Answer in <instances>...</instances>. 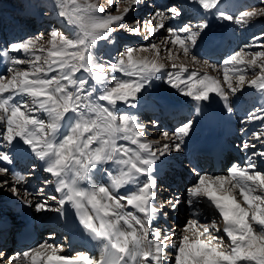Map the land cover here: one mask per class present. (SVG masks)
<instances>
[{
	"label": "snow or ice",
	"instance_id": "obj_1",
	"mask_svg": "<svg viewBox=\"0 0 264 264\" xmlns=\"http://www.w3.org/2000/svg\"><path fill=\"white\" fill-rule=\"evenodd\" d=\"M222 2L172 0L166 8H157L153 13L152 19L159 17L160 22L149 30V35L165 29L173 37L171 45H178L183 56L196 62V49L201 44L211 48L214 43L205 39L209 27L207 21L200 20L193 25L190 20L188 24L172 29L166 27L164 20L180 18L190 7H196L198 12L203 13L216 9V15L233 20L232 15L219 10L218 5ZM130 3L139 4L140 0H130ZM56 7L59 9L57 15L64 18L67 24L76 26L78 31L69 36L53 29L50 33L51 50L47 58H43L42 64L36 63L42 57L30 49L43 38V34L10 46L11 51H23L33 59L14 57L12 64L30 63L31 69H8L13 75L7 83L0 76V121L4 122V127L0 128V145H3L0 146V175L11 174L17 183L22 181L23 178L11 173L8 167L14 163V156L43 162L42 170L55 178L46 179L45 183L55 184V191L61 194L58 198L59 207L55 210L66 216L69 207L74 209L83 233L98 244L100 254L98 257L89 254L75 257L59 255L58 251L62 252L63 246L45 242L36 249L11 257L0 250V257L3 258L0 264H20V260L27 261L29 258L30 264H39L40 261L44 264H166L169 248L175 251V257L168 264H264V170L252 161V156L257 155L255 152L247 157L243 166L229 169L228 176L212 177L194 169L196 181L188 191V203L194 205L199 202V198H206L222 218L223 228L219 227L217 217L201 220L204 213H199L181 229V233L190 235L178 234L177 240H173L171 235L157 230L152 234L154 238L149 239L145 220L122 211L125 207L123 202H126L127 206L137 209L151 221L153 214L160 210L154 204L157 198L155 171L165 162L168 154L182 150L183 138L190 136L193 123L183 122L176 129L175 140L155 150L150 141L140 139L145 135L143 125L129 114L121 112L117 104L135 106L133 102L138 100L139 94L147 90L154 79L160 78L157 74L162 72L165 65L147 57L133 59L136 49L131 46L123 51L118 49L116 58L98 61L93 56L97 42L115 44L113 33L117 28L124 27L121 23L124 15H98L104 13L103 8L95 4H78L77 0H59ZM129 10L125 9L124 14ZM165 13L169 14L168 17ZM257 14L264 15V8L256 9L254 6L251 11L244 10L240 13V19ZM180 32L187 33L186 39L179 35ZM57 37L59 45L56 43ZM148 47L156 49L159 54V48L154 44L142 46L141 50L146 51ZM168 51L171 55L170 48ZM244 56H250L251 59L245 60ZM258 59H264V50L251 53L239 49L225 58L224 63L259 68V73H254L256 78L247 83L264 91V63L258 64ZM106 66L112 72L123 73L130 79L116 76L109 78L105 72ZM171 67L179 69L167 74V82L171 87L195 101H209L210 94L215 93L223 97L226 111H233L219 81L206 74L199 77L198 73L188 72L182 64H172ZM81 70L90 74L96 84L86 88L87 81L75 76ZM53 71H58V75L48 76ZM236 71L239 73L237 87L242 88L246 83L245 73L239 69ZM183 73L188 75L184 76ZM224 80L228 89L235 94L237 87L229 79L228 69H225ZM97 86L100 88L98 93ZM9 92L10 95H3ZM16 96L21 99L16 100ZM24 96L30 99L25 100ZM38 112L46 114L47 120L35 115ZM197 112H200L199 107ZM260 112L262 114L249 113L248 120L264 121V107ZM162 135L167 138L169 133L164 132ZM256 138L260 139V136ZM119 140L128 141L136 148L118 144ZM93 144L96 147L93 148ZM5 146L7 151L4 150ZM249 147L247 143L243 145L244 149ZM258 155L264 159V151ZM109 162L117 166L116 173L104 167ZM97 172H104L109 182L89 183L87 189L80 187L81 181L91 182ZM141 176L147 178L141 180ZM129 183L135 185L134 191H113ZM8 185L7 179H0V187ZM9 187L14 194L19 195V188ZM237 190L247 208L238 200L235 194ZM180 202L176 198L175 202L168 200L167 204L175 209ZM25 203L28 207L34 206L37 212L52 210L46 203L33 205L27 200ZM86 206H90L91 213ZM163 207L161 204L160 208Z\"/></svg>",
	"mask_w": 264,
	"mask_h": 264
},
{
	"label": "rangeland",
	"instance_id": "obj_2",
	"mask_svg": "<svg viewBox=\"0 0 264 264\" xmlns=\"http://www.w3.org/2000/svg\"><path fill=\"white\" fill-rule=\"evenodd\" d=\"M254 1V2H252ZM169 2V3H168ZM59 3V0H0V61L1 59L6 56V59L8 60V68L7 72L4 73L3 77L5 78L4 82L7 83L8 80L11 79V76L13 75V72H9L8 69H19V70H30L31 69V64L30 63H21L18 65H14L11 63L12 59L14 57H19L21 60H30L33 59L29 55L25 54L23 51L21 52H13L11 51V44L15 42H19L20 40H26L30 37L34 36H39L40 34H43V38L39 39L36 42V45L34 48L30 49L31 52H34L36 55H39L42 57L41 61H37L36 63L42 64L43 63V58H47V53L49 50H51V43L50 41L52 40L50 33L53 29H57L60 32L64 33L65 35L72 36L74 35L78 29L76 26L69 25L65 22L64 18L60 17L57 15L58 8L56 5ZM78 4H95L101 8L104 9V13H100L98 15H108L111 14L113 16H121L124 15V19L121 21V23L124 25L123 28H117V30L113 33V37L116 41L115 44H109L107 42L104 43V41H98L97 45L95 46L93 50V56L98 60V61H107L109 59L116 58L118 56V49L119 51H123L125 48L131 46L136 51L133 53V59H136V56L139 54V52L144 53V50H141L142 46H148V45H156L159 48V58L160 62L165 65V66H171L172 64H177L181 65V63H185L186 67H191V66H198L201 70L205 69L207 70L210 74H213L214 76L219 79L218 81L221 83L220 85H225V89L227 92L228 96V101L229 104L231 105L232 109L235 111H240L241 109H244V114L249 115V113H256V114H261L260 109L264 106L258 105L252 99L250 101V98L247 99L246 96V89L249 87V84L247 81H250L252 79H255L256 76L254 73H259L260 69L259 68H253L252 66H249L247 64L245 65H225L224 60L227 58L231 53H233L236 50L243 49L245 52H259L261 50H264L262 48V45H264V15H259L257 14L254 17L251 18H243V20L240 19V13L244 10H253V7L255 6L256 9H261L264 8V0H248L246 1V7L239 9L238 11H230V8L228 7L229 10H227L226 7H224L222 12L228 13L234 17L233 19V29H230L229 31L234 35L237 36L238 40V46L235 48V50H228L227 48L231 45V43H228L226 49L222 51V53L218 54L217 60H213L207 57L202 56L199 54V52H206V48L204 44H201L200 47L196 49V52L198 53V60L197 62H193L191 58L185 57L182 55V50L179 49V46H172L170 41L173 38L172 35L164 29V34L161 35L158 39H155V41H149V30L151 29L150 26V19L147 22V20L144 21V18L146 15H139L140 10H144V12L148 13L150 18H152L153 13L155 12V6L157 4L162 6L158 2H152V0H143L139 3L138 6H134L133 11L135 12V17H131V15H125V9H131L132 4L130 3V0H77ZM171 1H167V4H171ZM166 4V5H167ZM158 7V8H159ZM165 6L164 8H166ZM163 7H160V9H164ZM189 9H186V14L180 18L176 19H171L172 24L171 25H166V27H170L172 29H178L182 27L183 25H186L189 23V21H192V24L195 25V23L199 22L200 20H207L208 17L203 15H194L191 14V16H187L189 13ZM166 16L169 14L165 13ZM200 17V18H198ZM179 19V20H178ZM175 20L178 21L175 23ZM23 21L24 23H20ZM174 21V22H173ZM232 21V20H230ZM139 22V23H136ZM146 23V25H145ZM133 29H138V32H134ZM193 30H196L193 28ZM252 32V33H250ZM120 33V34H119ZM122 34L124 35L122 36ZM148 35V36H147ZM179 35L182 38L187 37V33L180 32ZM232 35V36H233ZM168 38L166 42L165 38ZM170 37V38H169ZM233 40L236 41L235 37H233ZM57 45H59V37L56 39ZM236 45V44H235ZM232 47V46H231ZM171 49V55L168 51V49ZM43 49V51H40ZM114 49L113 54L109 55L108 52L110 50ZM116 51V52H115ZM150 56H154L156 52V49H153L151 47H148L146 50ZM171 57H174L173 59ZM5 58V57H4ZM3 58V60H4ZM245 60H250V56H244L243 57ZM257 63H264V59H258ZM3 64V61L0 65ZM203 68H201V67ZM226 66V67H224ZM195 68V67H194ZM197 68V67H196ZM225 69H228V76L231 82L233 83L234 87H237V75L239 74L236 69H239L241 72L245 73V80L246 83L242 88L237 87V91L235 94L231 92L230 89H228L227 84L225 83L224 76H225ZM204 70V71H205ZM174 71H179V69H175ZM105 72L107 76L110 78L112 76H116L120 79H130V77L124 76L123 73L120 72H112L109 67L106 66ZM172 72L171 70L168 71V73ZM188 74V73H187ZM43 75V73H41ZM58 75V71H53L49 72L48 76H56ZM76 78L84 79L87 81L85 84V87L87 88L90 85L96 84L95 81L91 79L90 74L83 72L81 70L80 72L75 74ZM158 76V74H157ZM221 80V81H220ZM159 78L154 79L151 82V85L147 88V90L142 91L141 94L138 96V100L142 101L141 99L146 98V95H149V98L152 96L150 95L151 91H153V88H157L159 86ZM167 82V81H166ZM66 83V82H64ZM114 83V82H112ZM224 83V84H223ZM222 86V87H223ZM168 87L171 88L169 85ZM100 91L99 86H97V93ZM11 93H4V96H8ZM18 99V98H17ZM21 97L19 96L20 100ZM23 99L29 100L30 97L24 96ZM247 99V101L245 100ZM135 102V101H134ZM133 102V103H134ZM244 103V107L239 106L240 103ZM101 104L105 102H99ZM137 103V102H136ZM247 103V105H246ZM253 103V104H252ZM135 104V103H134ZM117 107L121 110V112L127 113L130 116L136 118L140 122L139 124L143 125L146 139H152V141H157L162 143L161 145L165 144L168 140L173 142L175 140L174 137H176V129L186 121H192L193 116L190 115L187 119L184 117L182 119V122H178L176 126H173L172 129H167V133H169V136L166 138L163 136V130H164V125H173L175 120H167L165 119V122H162L158 119V117L155 116V113H145V112H139L136 113L134 112V109L136 108L135 106H126L122 103H118ZM135 107V108H134ZM240 107V108H239ZM133 108V110L130 111V109ZM24 111L25 109L22 107L21 109ZM158 112V111H157ZM160 113V112H158ZM35 115L40 116L41 119L47 120L46 114L43 113H35ZM181 119V118H180ZM247 118H245L246 120ZM245 123V122H244ZM1 128L4 127V122L0 121ZM256 131L258 132L260 136V142H264V132L263 129L258 126ZM238 141L240 140L242 143V147L245 143L249 144V146L256 145L255 143H252L254 140H256V136L253 135L254 133L252 132L251 135L249 136L248 139H245L242 135V130L241 127L238 126ZM262 134V135H261ZM148 136V137H147ZM242 139V140H241ZM253 139V140H252ZM252 140V141H251ZM251 141V142H250ZM164 142V143H163ZM178 142V140L176 141ZM159 145V144H158ZM3 146V145H1ZM5 149L7 147L5 146ZM4 149V150H5ZM173 152V151H172ZM257 155L252 156V161L258 165L261 158H259L258 151H255ZM251 155V154H250ZM249 155V156H250ZM257 156V157H256ZM232 158L229 157L227 160L230 161ZM16 160V159H14ZM182 166L186 168L185 170L187 171L188 168L187 166H191L189 164L187 158L181 159ZM29 167L28 168H20V171L22 173L23 180L30 179V177L36 178L40 174L38 171H34V169L37 168V163L36 162H28ZM188 163V164H187ZM205 166V164H202ZM228 162V166H225L222 171H220V174L222 176H228V170L230 168ZM176 173L178 174V179H181V176H183V179H187L185 177V174L182 172L180 173L179 170L175 169ZM261 170H264V167H261ZM41 173V172H40ZM11 175V174H10ZM9 174L8 180L11 182H14L15 179H11ZM5 179V178H2ZM162 181L158 182V185L161 184ZM192 184V183H191ZM14 186V185H12ZM193 185H191L192 187ZM15 187H17L15 185ZM190 186L185 185L183 189V193L187 195ZM19 188V195L14 194L9 186H4L0 187V223L2 222H7L12 226H18L17 223L20 222L17 213H19L22 208H24L27 204L25 201H31L33 205L36 203H46L51 207L52 210H46V211H41L37 212L35 207H31V217L34 218L36 221V225L39 226L38 221L47 222L50 221V219L58 214L55 209L59 207L58 205V198L55 193H50V188L51 184H45V181L40 179L39 181L34 183L33 189L30 190L32 191L31 193L26 190H22V188ZM41 189H43L41 191ZM30 194H34L31 196ZM55 194V195H54ZM25 195V196H24ZM52 197H57V199H52ZM18 201V202H17ZM33 201V202H32ZM12 202V203H11ZM15 208H21L20 210H17L15 212ZM9 210V211H8ZM19 211V212H18ZM13 212V214H12ZM6 213V214H5ZM15 213V214H14ZM5 214V215H4ZM12 214V215H11ZM16 215V216H14ZM52 216V217H51ZM169 216H167L168 218ZM18 218V219H17ZM211 218V217H210ZM169 219V218H168ZM171 219V218H170ZM39 221V222H40ZM53 221V220H52ZM188 220L181 221L180 223V229H182L185 224L187 223ZM6 224V223H5ZM173 225H175L174 222H172ZM3 227L5 226L4 224L2 225ZM171 226V225H170ZM54 229L51 230L48 228L44 233H42V236L40 239L34 243L35 245L31 248H26L23 249V251H28L32 249H36L38 245L40 244H45L47 242L48 244H53V245H61L63 246V251L64 252L68 246H69V237L66 236V234H61V232L56 228L53 227ZM150 229H156L161 231L162 234H167V230L165 226L160 223L156 226V228L151 227ZM178 229V226H174L175 231ZM17 230V228L15 229ZM8 231H3L2 234H6ZM177 234V231L175 232ZM179 234H186V233H179ZM218 235H221L222 233H217ZM2 238V235L0 234V239ZM14 245H13V238H10L8 243H6L0 250L7 256L11 257L16 254H18L16 251L13 250ZM10 249V250H6ZM12 250V251H11ZM51 251V249H48V251ZM41 251H44V249H41ZM61 252V254H62ZM78 254H85L84 249L78 248L76 251ZM60 253V251H58ZM175 253H167V259L169 261L174 260ZM3 258L0 257V260ZM19 260V257H18ZM25 262H29V260L24 261L20 260V264H24ZM13 264H16V262H13Z\"/></svg>",
	"mask_w": 264,
	"mask_h": 264
},
{
	"label": "bare ground",
	"instance_id": "obj_3",
	"mask_svg": "<svg viewBox=\"0 0 264 264\" xmlns=\"http://www.w3.org/2000/svg\"><path fill=\"white\" fill-rule=\"evenodd\" d=\"M141 1H143V0H140V2ZM148 1H150V0H148ZM155 1L162 5L160 7L164 8L165 6H168L167 1H171V0H152V2H155ZM246 1L247 0H223V2L218 5V7H219V10L221 12H222L223 8L226 6L229 7L231 11L238 10L239 8L246 6L245 5ZM138 5L139 4H132V7H131L132 10H129L127 12V15H131V17H133V16L135 17L136 14H135V12H132V11H133L134 6H138ZM158 7H159V5L157 4V6H155L154 10H156ZM215 12H216V9H213L212 11L207 12V13H203V12H198L196 7H190V12L187 15V16H191V13L195 14V15H199V16L205 14V16L208 17L209 27L206 30L207 36L205 37V39L206 40L210 39L214 43H213L211 48H209L207 46V44H204L206 49H207L206 53L204 55L207 57H212L214 59L217 57V55L219 53V52L215 53L216 48L219 47L220 45H223V44L227 45L230 42L229 39H233L231 32H228L225 29L226 26H229V28H231V24H232L231 21L228 20L229 22L223 23V21H222L223 18L216 15ZM139 15H142V16L146 15V17L144 18V21L147 20V22H148L150 19L151 29L153 28L154 25H156L157 23L160 22L159 17H157L155 20H153L152 18H150L148 13L144 12V10H140ZM165 16H166V14H165ZM166 17H168V16H166ZM177 22L178 21L175 20V23H177ZM164 23H165V25H167V24L171 25L172 21H171V19L166 18L164 20ZM145 25H146V23H145ZM164 32L165 31L162 28L159 31H157L155 33V35H149V36L147 35L150 38L149 41L150 40L155 41V39H158L159 37H161V35H163ZM164 42H166V40ZM233 43L234 44L232 45V47L229 46L228 49H232L234 46H236L235 40H233ZM226 45L224 46V49H225ZM113 52H114V49L110 50L108 52V54L112 55ZM144 57H147L149 60H155L158 64H162L160 62V58L157 55V53H155L154 56H150V54H148L147 51H145L144 53L139 52V54L136 56V59L137 58H144ZM171 58L173 59L174 57H171ZM7 62H8V60H6V58H4L3 64L0 65V72H3L5 70V68L7 67V64H6ZM181 64L185 66V63H181ZM191 68H192L191 72L198 73L199 77H202L203 75L206 74V75H208V76H210V77H212L218 81L217 77H215L213 74H210L207 70H205V71L201 70L199 67H197V68L191 67ZM171 69H173L171 66H165V68L162 70V72L159 73V77L163 81L159 83V86L157 88H153V91H151V93H150V95L152 97L149 98V95H146V98L141 99L142 101L138 100L137 103H135L136 108L134 109V111L136 113H139L140 111L143 112V110L158 113L157 112L158 110H162L163 112H168L169 113L168 115H170V118H172L173 120H177L176 123H178V119L181 118L182 116H186V118H187L189 115L194 114V118L192 120L193 126H192L190 136L183 138L184 144L182 146L181 151L171 152L170 154L167 155L165 162L162 165H160L159 167H157V169L155 171L156 181L159 182L160 180H163L162 176H168L169 175V177L174 178L175 172L172 173L173 168L184 171L185 168L182 167L181 159H184L185 156H188L187 157L188 162H190L192 164V166L195 170L200 171L202 173L206 172V169H202V166L200 164L201 161L204 160V149H203L202 145L208 139V135H209L208 130L214 126H218L219 128H222L226 133V135L224 137V139H225L224 145L229 146V149L231 147L232 151L227 152L225 154V157L233 156L235 158L232 162V165L230 166V169L233 166H243L242 164L245 163L247 156L245 155V153L243 154V156L241 155L239 146L237 145V142H234L233 138H235L234 136H236L235 135L236 126L238 127V125H240L241 129H243L244 137L247 138L251 135L252 132L253 133L255 132V134H256L255 136L259 135L257 133V131H255L258 126H260L264 132V121L256 120V119L249 121L248 117L245 120V117H242L243 113H241V115H239V112L235 111V110H233L231 113H229L228 111H226L225 101H224L223 97H221L215 93L210 94L211 98L209 101H195L191 97L183 95L178 89L173 88V87H171V88L168 87L170 84L168 82H166L167 81V74H168V71ZM182 75L187 76L188 74L183 73ZM219 84H221V83L219 82ZM222 86L223 85H220L222 90L226 93L225 87L224 86L222 87ZM181 87H183V85H181ZM253 92L255 93L254 95H253ZM152 93H153V95H152ZM263 94H264V91H261L259 89H257L256 91H253L250 88L246 91L247 99H249L250 96H256L257 98L254 101L256 103H258V105L259 104L264 105V95ZM17 98L19 99V96L15 97L16 100H18ZM227 99H228V96H227ZM247 99H245V100H247ZM250 101H251V99H250ZM198 107L200 109L199 113L197 112ZM131 110H133V108H131L130 111ZM206 123L208 124V130L204 131V125ZM0 128H1V124H0ZM143 131H144V127H143ZM200 131L203 132V134L201 136H200ZM164 132H166V131H163V133ZM140 139L150 141L153 150L162 146L161 145L162 143H160V142H157L154 140L152 141V139H149V138L146 139V135H144ZM117 143L118 144H128L131 148H133V149L136 148L135 145H131L130 142H128V141L119 140V141H117ZM167 143H171V141H168ZM252 143H255L256 145H260V144L264 145V142L261 143L260 139H256L253 142H251V144ZM92 147L94 148V147H96V145L93 144ZM226 149H228V147H226ZM248 151L249 150H247V152ZM141 154L143 155L144 153H141ZM14 159H16V163H19L20 166H26L27 165L26 163L28 161H31L30 159L20 158L19 156H14ZM263 161H264V159L260 160V162H263ZM42 164H43V162L39 161L37 168L34 169V171L39 172V174H40L39 178L30 177V179L23 180V181L17 183L15 180H14V182L9 181L7 174H4V175H0V179H2V178L7 179L9 182L8 186H12V185L15 186L16 185L17 187L22 188V190H26V191H29L31 193L32 191H30V190L33 189L35 180H38V181L40 179H42L44 181L46 179L55 180V178L51 177L49 173L42 170ZM260 166H262V165L260 164ZM260 166H259V169H260ZM8 167L10 168L11 173H14L17 176H20V174L18 173V169L15 168L13 164L8 165ZM104 167L106 169L112 168L114 173H115L116 168H117V166H114L111 162L106 164ZM209 171L211 172V170H209ZM165 172H167V174L163 175V173H165ZM172 174H173V176H172ZM211 174H213L212 177H217L219 175V170H215L214 172H211ZM187 175L190 178L188 183L196 181V175H195V172L193 171V169L189 168V173H187ZM175 176H178V175L176 174ZM12 178H15V177L12 175ZM146 178L147 177H143V176L140 177L141 180L146 179ZM176 181H177V178L174 181V183ZM108 182H109L108 178L105 176L104 172H97L95 174V176L93 177L91 182L81 181L80 187L87 189L89 186V183L100 184V183H108ZM174 183H173V185H174ZM178 185L181 186L182 184H180V182H178ZM180 186H178V190L180 189ZM49 190H50V193H55V194H58L59 196L61 195L60 193L55 191V184H51V188ZM134 190H135V185L129 183V184L123 185L119 189H114L113 191L126 192V191H134ZM155 191H156V188H155ZM177 194L180 195V193H177ZM30 195L33 196L34 194H30ZM166 196H165V198H166ZM170 197H168L167 200H169ZM165 198L161 203L163 205H165V203H164ZM182 198H183V196H181L179 198V200L181 201ZM157 200H158V195H157L156 200L154 201V204L160 210L157 211L155 214H153L151 221H148L147 218L144 216V214L140 213L137 209H135L131 206H127L126 202H123L125 204V207L122 209V211L125 213H131L132 215H135V216L145 220V223H146L148 229H149V226L151 224H153L152 226H156L157 224L163 222L164 226L169 227L170 223L176 222L175 225L178 226L177 230H175V231H170L169 229L167 230V232H168L167 234L171 235L173 240H177V236H176L177 234L175 232L180 229V226H181L180 222L194 218L191 216L193 211L194 212L200 211L202 213H205L206 214L205 219L206 218L209 219V217H213V216L217 217V215H219V213L217 211H214L212 206L207 204L206 198H199L198 203H195L194 205H190L188 203L189 197H187V199L185 201L177 204L175 209H173L170 205H168L169 207H167V208L165 206L163 208H160L161 204H158L156 202ZM86 207L88 208V211L91 213L90 206H86ZM31 211H32V208L28 207L26 205L24 208H22V210L19 213H17L19 220L23 219L25 221V223L23 224V226H24L23 236L25 235L24 239L27 238L26 236L30 237L31 233H32L31 227H27L25 225L28 220H31ZM12 214H13V212H12ZM73 214H75V210L72 209L71 207H69L68 208V214L66 216L62 215V216L58 217L56 215L53 217L52 220H54V218L58 217L57 218L58 220H56V221H49L46 223H42V221H40V225L38 226L39 231L46 230V229L52 227L53 223H55V225L61 231V233H66L69 236L70 241H71V244H70L71 253L74 249H77L80 246L83 247L85 245L86 247L85 248L83 247V248L85 250H87L89 255L98 257L100 254L99 249L95 250L92 253V251H93L92 246L98 245V244L95 241H93L92 239H90L89 237H87L83 233V231L79 225L78 218L76 220L72 216ZM168 214H171L169 217V220L167 217H165V215H168ZM93 215H94V213H93ZM14 216H16V215H14ZM179 217H180V219H179ZM4 225H5L4 227L6 229H8L9 233L11 232V228H14V226H12L10 224H4ZM121 225L123 226L122 221H121ZM156 231L157 230L152 231L149 229V235H150L149 239L154 238L152 234ZM23 236L21 235L18 238V242L21 239H23ZM38 239H39V236H37L36 241ZM169 243H171V241H169ZM14 248H16V247H14ZM167 253H175V251L173 249L169 248L167 250ZM58 254L64 255V256H70V255L72 256V254H69L68 252H64L62 254L60 252ZM168 262H169V260L166 258V264H168ZM28 264H30V262H28ZM39 264H44V262L40 261Z\"/></svg>",
	"mask_w": 264,
	"mask_h": 264
}]
</instances>
